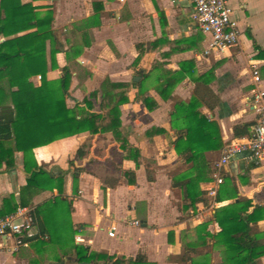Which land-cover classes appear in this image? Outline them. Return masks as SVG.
Instances as JSON below:
<instances>
[{
	"label": "crops",
	"instance_id": "obj_1",
	"mask_svg": "<svg viewBox=\"0 0 264 264\" xmlns=\"http://www.w3.org/2000/svg\"><path fill=\"white\" fill-rule=\"evenodd\" d=\"M20 2L38 7L41 13L49 7L53 13L57 68L48 70L46 79L55 81L64 67L69 69L68 108L76 104L85 107L84 101H88L91 112L101 113L97 99L102 82L121 85L114 90L127 98L119 106V131L142 159L137 166L134 157L127 158L110 133H81L33 150L39 166L56 171L67 170L68 162L84 147L85 155L74 161L66 175L63 192L73 208L70 220L77 230L75 244L126 259L140 254L152 264H190L186 255L196 263L220 264L224 253L213 238L219 232L215 211L241 199L249 202L248 234L264 244V163L256 165L243 153L225 165L220 185L212 177L222 147L250 137L257 120L249 99V70L251 65L258 67L259 87L264 91V0H229L241 31L239 43L223 54L208 55L204 54L206 38L196 29L189 0ZM208 72L211 77L206 81L197 80ZM37 77L30 79L36 87L41 81ZM180 78L169 98H164L168 92H157L163 79L173 85ZM191 98L198 102V112L216 124L222 147L203 154L208 169L199 189L205 192L206 204L200 202L183 214L181 190L173 186V180L188 172L189 166L174 150L179 134L171 128L170 115L177 102ZM244 126H248L246 131ZM233 127H239L240 135L234 134ZM146 166L151 181L147 180ZM74 168L81 170L76 194L72 193ZM107 171L110 175L101 180ZM128 172L133 173V179L126 176ZM25 183L22 154L16 153L13 168L0 167V217L7 198L13 196V203L18 204L19 190ZM233 187L237 197L230 200ZM211 188L216 190L213 197L208 195ZM56 195V190L40 192L30 198L27 207L38 211L39 205ZM217 197L222 201L217 202ZM134 220L139 226L130 224ZM113 222L117 227L111 238L107 230ZM199 226H205L211 235L206 237L207 248L201 245L199 237L204 234ZM32 233V237L1 238L0 264H55L60 249L47 243L35 218ZM174 254L180 255L178 262L170 261ZM258 264H264V255Z\"/></svg>",
	"mask_w": 264,
	"mask_h": 264
},
{
	"label": "trees",
	"instance_id": "obj_2",
	"mask_svg": "<svg viewBox=\"0 0 264 264\" xmlns=\"http://www.w3.org/2000/svg\"><path fill=\"white\" fill-rule=\"evenodd\" d=\"M37 9L31 4H22L20 0H0V167L4 164L6 169L13 168L15 154L21 153L22 169L26 173V183L19 190L18 204L13 203V196L7 198L3 203L6 209L2 215L13 212L17 206H28L30 198L40 192L56 190L55 197L39 205L38 211L34 210L40 234L47 236V243L57 246L61 251V257L55 259L56 263L152 264L140 254L133 259H126L95 252L88 246L74 243L77 230L70 220L73 208L63 192L66 175L74 161L85 155L84 147L79 148L74 159L68 162L67 170H47L34 159L35 148L56 140L81 133H110L127 158L134 157L137 166L142 161L139 150L130 147L119 131V106L127 98L114 93V90L121 85L102 82L101 97L98 98L97 93L93 95L95 99L98 98L101 110V113H95L90 111L92 106L88 101H84L85 107L78 104L73 108L66 106L71 78L68 68L62 69L59 79H46L47 71L57 68V40L51 30V9L46 7L43 13ZM32 29L34 31L18 35ZM36 76L41 79L37 87L30 81ZM210 77L211 73L208 72L197 80L206 81ZM179 80L181 78L175 79L174 84L170 85L169 80L163 79L157 92H168L164 98H169L173 86ZM143 102L147 104L148 100L143 99ZM198 107L196 99L191 98L188 102H177L170 115L171 128L179 134L174 150L189 166L188 172L173 180V186L181 190L180 211L183 214L195 209L198 203L206 202L205 192L199 189V183L205 180V170L208 169L203 154L218 151L222 147L216 124L200 114ZM180 123L183 127L179 126ZM238 128L233 127L235 135H240L237 134ZM243 128L246 131L248 126ZM145 170L147 180L151 181L147 166ZM80 171L75 168L71 171L73 194L78 191ZM126 176L134 177L130 172ZM228 197L230 200L237 197L234 187ZM216 201L222 200L217 197ZM248 207L249 202L241 199L215 211L219 232L213 238L223 247L224 253L220 264H258L259 258L264 255V244L248 234L251 220L250 215H246ZM253 212H256V208ZM199 230L204 234L199 237L201 245L207 248L206 237L211 235L205 226H199ZM186 256L190 264H208L196 263L189 255Z\"/></svg>",
	"mask_w": 264,
	"mask_h": 264
},
{
	"label": "built area",
	"instance_id": "obj_3",
	"mask_svg": "<svg viewBox=\"0 0 264 264\" xmlns=\"http://www.w3.org/2000/svg\"><path fill=\"white\" fill-rule=\"evenodd\" d=\"M192 7L191 17L196 29L206 38L204 54H223L239 43L240 28L233 17V10L229 0H189ZM251 89L249 99L257 120L252 128V135L248 138L236 140L224 145L218 160L212 167V177L215 184L223 181V168L235 156L247 153L254 164L264 163V91L260 89V76L256 65L250 66ZM40 79V76L37 77ZM216 190H208L209 196H215ZM34 210L27 206H17L15 210L0 217V239L6 236L32 237ZM132 226H139V222H130ZM116 222L111 223L107 230L108 237H115Z\"/></svg>",
	"mask_w": 264,
	"mask_h": 264
},
{
	"label": "rangeland",
	"instance_id": "obj_4",
	"mask_svg": "<svg viewBox=\"0 0 264 264\" xmlns=\"http://www.w3.org/2000/svg\"><path fill=\"white\" fill-rule=\"evenodd\" d=\"M106 167L108 168L109 167V165L108 164H106ZM110 174H109V172L107 171L106 173H104L102 176H101V180L103 179H106L108 176H109ZM171 202L175 205L177 202L175 201V200H171ZM152 228H156V226H152ZM151 229V228H150ZM157 229V228H156ZM161 237V236H160ZM154 239H156V236H155V238ZM189 239H192V237L191 236H189ZM216 245H218L217 243H215ZM59 252L57 253V255H56V257H61V251L60 250H58ZM180 255H178V254H174V255H171V257H170V261L171 262H173V261H176V262H178L179 261V257Z\"/></svg>",
	"mask_w": 264,
	"mask_h": 264
},
{
	"label": "water",
	"instance_id": "obj_5",
	"mask_svg": "<svg viewBox=\"0 0 264 264\" xmlns=\"http://www.w3.org/2000/svg\"><path fill=\"white\" fill-rule=\"evenodd\" d=\"M55 264H62V263H55ZM78 264H86V263H78Z\"/></svg>",
	"mask_w": 264,
	"mask_h": 264
}]
</instances>
